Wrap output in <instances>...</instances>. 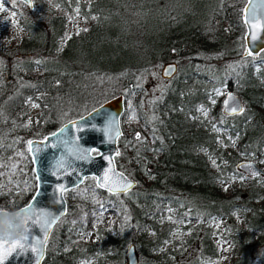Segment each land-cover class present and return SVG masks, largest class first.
<instances>
[{"label": "trees", "instance_id": "16d2710c", "mask_svg": "<svg viewBox=\"0 0 264 264\" xmlns=\"http://www.w3.org/2000/svg\"><path fill=\"white\" fill-rule=\"evenodd\" d=\"M50 2L54 8L43 0L16 8L25 33L17 46L0 47V160L15 159L18 153L27 158L28 139L42 137L98 104L115 85L123 88L125 101L136 87V105L144 94L143 83L147 81L152 91L146 97L150 116L143 122L145 139L136 144L134 135L124 131L126 148L115 158L122 169L128 164L136 178L126 193H110L117 237L99 229L106 236L97 248L76 240L72 231L79 224L54 225L41 264H75L97 250L105 256L98 257L97 264H127L122 254L129 243L134 246L135 264H202L216 256L206 225L211 215L225 219L221 236L232 242L229 264H264L261 184L255 186L252 178L248 188L224 194L199 152L201 147L215 150L214 136L191 117L199 105L209 107L212 122L236 132L240 152L255 157L264 153V121L259 116L264 117V65L258 62L253 72L249 60L253 56L238 52L244 31L242 0ZM59 7H66L68 14L76 8L88 25L64 37L67 15L60 14ZM171 59L177 72L157 76L158 66ZM35 66L41 70L38 74L32 73ZM219 85L237 91L245 103L243 114L220 112V99L210 104V92ZM29 100L38 105L33 116H29ZM217 152L235 170L237 155L221 147ZM261 174L264 181V166ZM33 190L31 183L26 189L9 191L11 207L26 203ZM162 202L174 215L199 219L179 247L160 250L173 227L154 219ZM234 210L241 213L244 226L236 227ZM71 211L67 203L66 212Z\"/></svg>", "mask_w": 264, "mask_h": 264}, {"label": "rangeland", "instance_id": "374dc122", "mask_svg": "<svg viewBox=\"0 0 264 264\" xmlns=\"http://www.w3.org/2000/svg\"><path fill=\"white\" fill-rule=\"evenodd\" d=\"M88 1V0H81ZM245 0H242L241 5ZM43 2L49 5L51 8H54V5L51 4L50 0H43ZM26 4L20 0H0V47L1 48H12L17 46L19 38L24 35L25 31L22 26L19 24V16L17 14L16 8H23ZM240 5V7H241ZM58 12L63 15H67L65 21V36H68L72 32H77L79 29L85 28L88 25V21L83 17L81 13L76 11V8L72 9V13L68 14L66 7H59ZM64 38L60 39V44L63 43ZM241 43L238 49V52L241 53L243 49V37L241 35ZM174 61L173 59H171ZM252 62V69L255 72L259 68V63L261 62L264 65V52H260L257 56L251 57L249 59ZM170 61V60H168ZM161 66L157 68V76H160ZM40 68L35 66L32 73L38 74ZM176 69L173 71L175 74ZM145 87L141 91L144 93L141 96V101L138 105L133 102L135 98V89L130 90V98L124 101V111L120 117V125L122 133H130L135 137V143H141L146 137V130L143 127V122L149 120L150 114L147 113L148 106L146 97L150 95L152 88L147 86V81L143 83ZM133 87V86H132ZM123 90L121 85H115L112 88V91L107 94L102 100L107 97L120 92ZM147 90V93H146ZM227 87L224 85H219L214 87L209 95L210 104H216L217 99H220L219 110L221 109V100L224 96ZM233 92L237 93L236 90ZM146 93V94H145ZM219 93V94H217ZM238 94V93H237ZM239 95V94H238ZM154 96H151L150 103L153 104ZM149 103V104H150ZM148 104V105H149ZM29 116H33L34 113L38 111V107L34 101L29 100L28 103ZM218 105V104H217ZM151 108V107H150ZM246 111L245 103L243 111L239 114H243ZM221 112V110H220ZM260 119L264 121L263 115H259ZM195 119L196 124L202 128H207L211 132L215 139V150L210 151L206 147H201L199 152L206 159V162L209 168L216 173L215 182L220 187L221 191L229 195L236 188L244 190L249 187L252 178L254 179V185L260 186L264 192V181L259 175H247L243 171L237 169L234 165V169H231L229 166V161L219 152L217 149L219 147L224 148L225 152H231V154L237 155L236 162L241 159H251L258 166L263 169L264 166V153L255 157L250 154H243L239 150V144L237 141V134L232 133L230 127L225 124L211 121V112L210 108L206 106L199 105L195 113L191 115ZM132 128V129H131ZM137 134H139V139H137ZM119 153L125 151L126 141L124 138H118ZM116 158V157H115ZM29 162V164H28ZM119 160L116 159L117 167L124 171L128 176L135 178L133 175V169L125 164V168L122 169L118 164ZM262 175V174H261ZM243 177V180H241ZM136 179V178H135ZM31 183L35 186L34 176L31 168V162L29 155L27 158L22 153H18V156L15 159L9 161L0 160V208L13 209L10 205L11 198L7 196V193L12 190H17L23 188L26 189ZM108 193L99 189L95 183L93 177H85L81 183L78 185L66 190L64 192V197L67 203H70L72 211L70 213H65L59 218L55 225H61L66 223L68 225L79 224L80 227L74 229L72 234L76 236L77 241H86L92 243L97 248L100 247L101 240L107 235L117 237L115 232L116 213L111 208V198L112 194L106 197H101L100 193ZM232 220L236 223V227L244 226L241 213L239 210H234L231 213ZM155 221L158 224L169 223L173 225L170 232V239L166 240L164 245L160 247V250L165 247L176 248L181 245L182 238L187 235L189 231H195L193 228L195 224L199 221L198 218L189 217L183 219L180 216L174 215L171 208L167 206L166 202H162L159 207ZM224 217L219 215H211L206 221V225L211 229L210 238L214 245L216 246V256L208 262L202 264H229L231 257V246L232 242L230 239L225 238L222 235L224 230ZM182 226L186 227V231L183 232ZM99 229L106 234H100ZM146 230L150 231V228L146 226ZM126 246V245H125ZM124 246V248H125ZM98 257H105L100 250H97L93 256L88 260L76 259L75 264H97ZM124 258V251L122 254ZM255 264V263H254Z\"/></svg>", "mask_w": 264, "mask_h": 264}, {"label": "water", "instance_id": "95a60500", "mask_svg": "<svg viewBox=\"0 0 264 264\" xmlns=\"http://www.w3.org/2000/svg\"><path fill=\"white\" fill-rule=\"evenodd\" d=\"M20 1L28 7L32 6V0ZM252 2L256 3L258 0H252ZM248 4L249 0H245L240 7V18L244 26L243 49L240 54L254 57L264 50V30H256L257 38L255 40L251 38L243 15ZM258 19L264 21V16ZM175 69V61H166L161 66L160 75L170 76ZM229 96L232 97L231 100ZM124 101L122 92L115 93L83 113L64 120L44 136L28 139L34 142L31 152H29L28 141L26 147L35 181L34 190L23 205L13 209L0 208L4 216H13L11 224L22 225L19 233L23 230L25 217L23 213L19 216L16 213L31 204L37 213L42 209H47L51 213L48 217L49 222L55 220L56 223L62 216L60 213H65L67 208L64 192L81 183L85 177H93L99 189L112 194L126 193L135 186V178L119 169L115 160L119 153L118 138L122 133L120 117L124 111ZM225 101L228 103L226 104ZM243 107L244 103L240 95L227 89L221 100V111L228 115L237 114ZM232 108H236L237 111L233 112ZM52 133H57V135L53 137ZM45 137L48 139L45 140ZM53 145L56 146L53 147ZM89 149L95 151L87 154L86 150ZM79 155H83L84 158H77ZM61 162L64 164L63 168L60 167ZM235 166L251 176L263 172V169L251 159H241L235 163ZM98 182L106 186L100 187ZM128 185L130 187H127ZM58 186L65 190L62 193L58 192ZM122 186L126 187V190H122ZM109 188L113 191H109ZM118 188L121 190L117 191ZM56 201L60 202L56 203ZM55 223H52L51 227L46 230L41 227H31L28 235L30 241L35 243L37 251L32 252L27 249L16 251L8 256L3 264H41L48 237ZM17 238L18 236L12 240ZM125 259L127 264L136 263V253L131 243L126 246Z\"/></svg>", "mask_w": 264, "mask_h": 264}, {"label": "snow or ice", "instance_id": "6c2138e0", "mask_svg": "<svg viewBox=\"0 0 264 264\" xmlns=\"http://www.w3.org/2000/svg\"><path fill=\"white\" fill-rule=\"evenodd\" d=\"M243 15L244 23L249 27V34L251 35V38L255 40L257 38L256 30H264V21L258 19V17L264 16V0H258V2L256 3L252 2V0H249V4L244 9ZM231 99L232 97L229 96V100ZM225 103L227 104L228 101H225ZM33 106L37 107L38 105ZM232 111L236 112L237 109L232 108ZM240 111L242 112L243 109H240ZM51 135L55 137L57 133H52ZM139 138V134H137V139ZM44 139L47 140L48 137H45ZM33 143V141H28L29 152L32 151L31 146ZM55 146L56 145H53V147ZM38 150L39 149H37V151ZM94 151V149L86 150L87 154H91V152ZM77 158L83 159L84 156L79 155ZM60 167H64L63 162L60 163ZM53 175H55V173H53ZM241 180H243V177H241ZM98 186L105 187L106 184L98 182ZM127 187H130V185H128ZM64 190L65 189L59 186L57 188V191L61 193ZM116 190L119 191L121 190V188H118ZM122 190H126V187L122 186ZM109 191H113V189L109 188ZM59 202L60 201H56V203ZM21 213L24 214L25 219L23 221V230L18 234V238L16 240H12L7 234L0 235V264H3L7 257L16 251H23L27 249L32 252H36L37 249L35 247V243L30 241V237L28 235L30 228L41 227L46 230L47 228L51 227L52 223H55V220H52L51 223L49 222L48 217L51 215V213L47 209H42L39 213H37L31 204H29L26 209H21L20 212L16 213V215L19 216ZM60 214L63 215L64 213L61 212ZM11 226L12 225L9 223L8 227L11 228Z\"/></svg>", "mask_w": 264, "mask_h": 264}, {"label": "clouds", "instance_id": "9594fccd", "mask_svg": "<svg viewBox=\"0 0 264 264\" xmlns=\"http://www.w3.org/2000/svg\"><path fill=\"white\" fill-rule=\"evenodd\" d=\"M13 220V216H4L2 212H0V235L7 234L9 238H15L19 234V230L22 225L20 224H11L10 222ZM11 224V228L8 227V224Z\"/></svg>", "mask_w": 264, "mask_h": 264}]
</instances>
